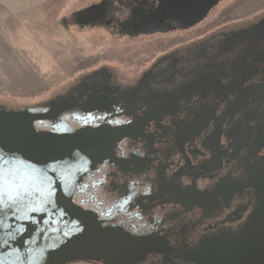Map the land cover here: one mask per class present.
I'll return each instance as SVG.
<instances>
[{"label": "flooded vegetation", "instance_id": "1", "mask_svg": "<svg viewBox=\"0 0 264 264\" xmlns=\"http://www.w3.org/2000/svg\"><path fill=\"white\" fill-rule=\"evenodd\" d=\"M263 19L152 40L37 105H0L63 104L57 123L32 138L47 144L59 127L71 133L57 148L68 150L59 156L66 165L77 154L66 192L84 216L64 237L111 233L144 254L121 264H264V29H254ZM166 24L124 35L196 25ZM42 171L31 187L42 184Z\"/></svg>", "mask_w": 264, "mask_h": 264}, {"label": "rangeland", "instance_id": "2", "mask_svg": "<svg viewBox=\"0 0 264 264\" xmlns=\"http://www.w3.org/2000/svg\"><path fill=\"white\" fill-rule=\"evenodd\" d=\"M217 1L189 30L131 38L124 35L129 23L139 14L146 16L159 0H0V105L7 109L37 105L61 94L83 73L121 61L132 51L140 55L154 41L197 38L264 13V0Z\"/></svg>", "mask_w": 264, "mask_h": 264}, {"label": "water", "instance_id": "3", "mask_svg": "<svg viewBox=\"0 0 264 264\" xmlns=\"http://www.w3.org/2000/svg\"><path fill=\"white\" fill-rule=\"evenodd\" d=\"M186 1L159 0L157 7L150 10L146 16L139 14L135 20L131 18L130 28L126 31L130 34L164 31L168 21L176 22L180 28H188L205 18L207 12L218 2L207 0L205 3L191 6L186 5ZM137 10L139 9H135L136 13ZM254 29L263 30L264 19ZM61 105L63 104L52 102L47 106L20 111L0 110V156L3 157L5 178L11 180L15 176L23 185V190L29 193V198L17 212L19 219L8 213L3 218L4 226H0V238L7 239L6 233L10 231L14 232L16 237L9 240L12 248L5 247L3 251L18 250L5 260V264H19L15 260L17 254L21 255L23 264H28L29 256L35 257L31 264H44L42 256L46 258L47 264H69L76 261L121 264L141 260L144 255L141 251L136 254L133 250L126 251L111 233L81 234L71 240L63 236L64 233L73 232L71 224L84 216L82 211L71 203L66 192V187L76 179V171L73 169L74 157L77 154L69 153L72 160L70 165H66L59 156L63 153L67 155L65 152L68 150L64 152L57 148L69 145L66 137L71 133L59 127L47 144L32 138L33 129H40L45 123H57V114L63 108ZM41 167L42 184L37 181L31 187L29 182L35 179ZM259 194L262 196L260 203L264 210V179L259 186ZM87 215L88 213L85 216ZM262 216L264 218V215ZM36 217L44 219V222L33 225L31 222ZM17 228L22 230L16 231ZM58 229L62 231L61 234L55 231Z\"/></svg>", "mask_w": 264, "mask_h": 264}, {"label": "snow or ice", "instance_id": "4", "mask_svg": "<svg viewBox=\"0 0 264 264\" xmlns=\"http://www.w3.org/2000/svg\"><path fill=\"white\" fill-rule=\"evenodd\" d=\"M29 198V193L26 190H23V185L13 176L11 180L5 178L3 170V157L0 156V226H4V217L11 213L12 217L19 219L17 212L23 206V203L26 199ZM34 211V209H29ZM22 229L17 228L16 231ZM7 239L0 238V264H5V260L13 255V252L18 250L13 249V251L5 252L3 249L5 247L12 248V245L9 243V240H14L15 233L10 231L6 233ZM35 257H28V264H31L32 259ZM41 259L44 261V264H47L46 258L43 256ZM15 260L19 264H23L21 255L17 254Z\"/></svg>", "mask_w": 264, "mask_h": 264}]
</instances>
